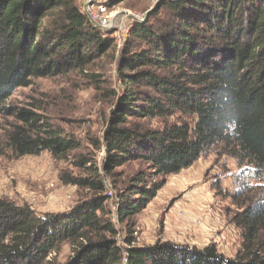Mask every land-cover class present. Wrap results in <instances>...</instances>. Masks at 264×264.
Wrapping results in <instances>:
<instances>
[{
    "label": "trees",
    "instance_id": "16d2710c",
    "mask_svg": "<svg viewBox=\"0 0 264 264\" xmlns=\"http://www.w3.org/2000/svg\"><path fill=\"white\" fill-rule=\"evenodd\" d=\"M102 60L117 62L113 86L90 70ZM74 73L108 100L102 135L90 141L103 174L41 105L5 107L33 79ZM0 114L12 119L3 135L13 157L48 152L77 171L61 181L81 195L69 212L43 216L0 198V264H264V0H163L144 22L131 20L120 46L76 0H0ZM212 151L245 174L230 195L235 256L213 245H137L132 220L168 177Z\"/></svg>",
    "mask_w": 264,
    "mask_h": 264
},
{
    "label": "rangeland",
    "instance_id": "374dc122",
    "mask_svg": "<svg viewBox=\"0 0 264 264\" xmlns=\"http://www.w3.org/2000/svg\"><path fill=\"white\" fill-rule=\"evenodd\" d=\"M76 1L86 16L107 20L106 25L111 26L108 31L120 46L131 20L149 16L163 0ZM116 68V61L102 60L90 70L100 74L106 82L104 86L110 87L117 82ZM31 82L29 87L17 88L5 107L41 105L52 123L63 127L81 142L83 156L93 158L103 174L104 157L90 144L92 139L101 137L104 119L109 112L108 100L103 93L96 91L86 77L77 73L33 79ZM11 121L7 115L0 114V198L18 205L26 204L40 216L69 212L81 195L77 188L64 185L61 176L77 171L64 162L53 160L48 152L13 157L3 135L5 126ZM152 126L157 127V124L153 122ZM137 168L138 165L132 164L121 171L128 175ZM244 175L243 169H239L233 159L218 156L212 151L188 169L168 177L154 200L131 222L136 244L145 246L169 242L199 250L213 245L219 254L234 257L241 238L240 230L231 223L237 209L230 195ZM105 182L111 189L109 182ZM109 208L110 217L119 230L118 242L122 243L126 231L117 224L111 200ZM69 254V247L63 246L59 260L64 261Z\"/></svg>",
    "mask_w": 264,
    "mask_h": 264
},
{
    "label": "water",
    "instance_id": "95a60500",
    "mask_svg": "<svg viewBox=\"0 0 264 264\" xmlns=\"http://www.w3.org/2000/svg\"><path fill=\"white\" fill-rule=\"evenodd\" d=\"M119 14H121V13H119ZM123 14H128V13L123 12ZM87 17L89 18V20L91 21V23L95 27H97V28H99V29H101L103 31H108L110 29V27H111V26H102V25L98 24L95 20L91 19L89 16H87ZM147 18H148V14H147V16L145 18H143V19H136V20H138L139 22H144Z\"/></svg>",
    "mask_w": 264,
    "mask_h": 264
},
{
    "label": "built area",
    "instance_id": "2783aa9c",
    "mask_svg": "<svg viewBox=\"0 0 264 264\" xmlns=\"http://www.w3.org/2000/svg\"><path fill=\"white\" fill-rule=\"evenodd\" d=\"M93 18V17H92ZM97 18H93V20L97 21L100 25L102 26H107L106 23H107V20L106 19H103V21L101 20H96ZM106 194L107 196L109 197V200L113 201L115 199L111 189L109 186H106ZM115 208V207H114Z\"/></svg>",
    "mask_w": 264,
    "mask_h": 264
}]
</instances>
